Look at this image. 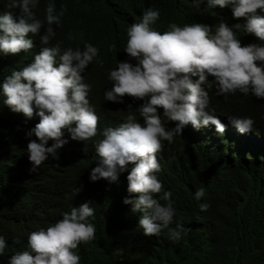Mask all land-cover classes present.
<instances>
[{"label": "clouds", "instance_id": "9594fccd", "mask_svg": "<svg viewBox=\"0 0 264 264\" xmlns=\"http://www.w3.org/2000/svg\"><path fill=\"white\" fill-rule=\"evenodd\" d=\"M0 3L5 7L0 9V58L9 62L26 56L25 67L1 77L6 76L0 83V103L15 113L29 138L30 171L25 172L35 173L42 184H58L63 193L24 202L16 218L25 222L21 233H28L26 247L9 255L7 264H80L78 246L95 240V216L109 208L107 199L118 191L128 194L122 203L134 219L140 217L143 237L179 241L183 226L177 222L170 227L175 216L172 193L162 190L158 177L165 160L178 157L183 139L224 180L220 188L230 183L226 172L239 166L232 164L237 153L250 163L262 149L264 143L253 149L250 144L260 138L255 130L263 126L237 111L225 113L220 100L237 92L264 100V43L255 44V37L264 42V0H206L203 10L231 6L234 18H245L243 28L223 21L214 27L169 23L159 32L152 27L159 10L144 9L139 22L126 29L123 51L135 63L116 61L104 90V99L113 103L134 98L136 110L128 105L130 114L109 127L100 123L87 77L90 65L99 62V49L84 42L88 34L69 32L71 46L50 43L56 35L52 25L60 26L64 6L56 10L58 5L48 0L41 20L35 13L40 0ZM75 42H84L83 47H72ZM234 128L240 133L232 137L237 144L221 142L224 152L216 157L208 145ZM224 153L230 158L222 160ZM48 174L53 177L46 179ZM204 196L203 187L195 190V200ZM65 207L69 209L63 211ZM197 207L206 211L209 205ZM33 217H52L53 222L33 228ZM6 247L0 235V256Z\"/></svg>", "mask_w": 264, "mask_h": 264}, {"label": "trees", "instance_id": "16d2710c", "mask_svg": "<svg viewBox=\"0 0 264 264\" xmlns=\"http://www.w3.org/2000/svg\"><path fill=\"white\" fill-rule=\"evenodd\" d=\"M52 2L54 7L58 5L56 10L63 5L66 11L61 17L60 26L52 25L56 35L50 43L58 40L63 42V46H71L73 40L67 39L69 32L74 36L75 33L81 36L88 34L84 42L93 44L100 51L99 62L94 61L90 65L87 77L97 101L96 111L102 116L100 123L104 127H109L112 122L122 120L130 114L127 112L128 105L133 103L134 98L125 96L123 103H113L104 99V90L108 87V70L115 68L116 61L129 60L135 63L123 51V47L127 39V27L139 22L144 9L152 7L159 10V19L152 26L159 32L166 31L169 23H176L178 26L202 23L214 27L223 21L228 26L240 24L242 28L245 23V18L232 16L231 6L203 10L206 0H201L200 4L194 0ZM47 3L48 0H40L35 11L41 20ZM4 8L3 3H0V9ZM84 42H75L76 45L72 47L82 48ZM240 42L242 46L247 45L244 40ZM261 43L264 42L255 37V44ZM25 58L26 56L22 60L14 59L9 62L0 58V83L7 71H18L25 67ZM101 61L104 62L102 65ZM14 63L20 64L10 69ZM211 107L217 109L215 104ZM220 108L225 113L237 111L240 116L253 118L254 125H262L264 131V100L237 92L227 98L221 97ZM131 110L136 109L131 105ZM19 125L15 113L0 103V235L5 237L7 245L5 254L0 256V264H7L9 255L26 247L28 233H21L26 229L25 222L16 218L24 202L31 198L36 200L41 195L50 197L63 194L58 184H42L36 180L35 173L25 172L29 160L26 151L29 138L25 137ZM188 132L194 134L190 129ZM238 133L234 128L231 132H225L220 141L214 138L208 145L210 152L217 157L224 152L221 142L229 144L228 147L237 144L232 137L234 134L239 136ZM163 155L168 157L167 153ZM237 157V162L232 164L239 166L226 172L230 179L228 187L220 188L224 180L183 139L178 157L165 160L158 177L162 190L172 193L170 199L175 216L170 227H175L177 222L183 226L180 240L173 242L168 238L156 239L155 235L149 236L151 239L143 237L144 233L138 227L140 217L134 219L131 215L134 212L122 203V199L128 194L118 191L107 199L111 204L109 208L95 216V240L78 246L80 264H264V144L250 163L238 153ZM228 158V153H224L222 160ZM216 165L230 167L221 162H216ZM27 170L30 171L29 168ZM52 175L48 174L46 179H50ZM200 187L205 189V196L197 201L194 199V192ZM199 203H207L209 207L206 211H200L197 207ZM68 209L69 207H65L63 211ZM51 222L52 217L32 218L33 228L46 226Z\"/></svg>", "mask_w": 264, "mask_h": 264}, {"label": "bare ground", "instance_id": "6f19581e", "mask_svg": "<svg viewBox=\"0 0 264 264\" xmlns=\"http://www.w3.org/2000/svg\"><path fill=\"white\" fill-rule=\"evenodd\" d=\"M255 133L258 134L260 136V138L258 140H256L255 142H251L250 145H251L252 149L255 147H258L260 144L264 143V131L263 130H260V131L255 130ZM248 136L251 137L252 134H249ZM251 141H253V139Z\"/></svg>", "mask_w": 264, "mask_h": 264}]
</instances>
